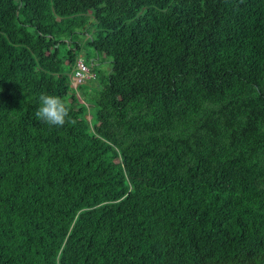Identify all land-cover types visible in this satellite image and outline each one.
Instances as JSON below:
<instances>
[{
	"label": "trees",
	"instance_id": "obj_1",
	"mask_svg": "<svg viewBox=\"0 0 264 264\" xmlns=\"http://www.w3.org/2000/svg\"><path fill=\"white\" fill-rule=\"evenodd\" d=\"M0 264H264V0H0Z\"/></svg>",
	"mask_w": 264,
	"mask_h": 264
},
{
	"label": "rangeland",
	"instance_id": "obj_2",
	"mask_svg": "<svg viewBox=\"0 0 264 264\" xmlns=\"http://www.w3.org/2000/svg\"><path fill=\"white\" fill-rule=\"evenodd\" d=\"M78 41L80 42V49L77 50V58H82L85 63L92 68L97 74H107L111 67V62L108 60V58L104 55L97 56L94 52V50L86 43L87 37L82 33L78 34ZM91 71V70H90ZM92 72V71H91ZM83 85L88 86V88L91 89V85L96 86L97 85V79L92 78H86L83 82ZM77 96H79L78 90H76ZM79 99L82 101L83 99L79 96ZM84 102V101H83ZM87 107L88 111L86 113V116L88 120L91 119V115L94 114V104L91 101H85L84 102Z\"/></svg>",
	"mask_w": 264,
	"mask_h": 264
},
{
	"label": "clouds",
	"instance_id": "obj_3",
	"mask_svg": "<svg viewBox=\"0 0 264 264\" xmlns=\"http://www.w3.org/2000/svg\"><path fill=\"white\" fill-rule=\"evenodd\" d=\"M40 106L35 116L49 126L62 127L69 115L70 108L59 96L41 93Z\"/></svg>",
	"mask_w": 264,
	"mask_h": 264
},
{
	"label": "built area",
	"instance_id": "obj_4",
	"mask_svg": "<svg viewBox=\"0 0 264 264\" xmlns=\"http://www.w3.org/2000/svg\"><path fill=\"white\" fill-rule=\"evenodd\" d=\"M94 77V73L90 71L89 66L85 61L78 57L73 68V72L70 75V84L73 87H77L86 78Z\"/></svg>",
	"mask_w": 264,
	"mask_h": 264
}]
</instances>
